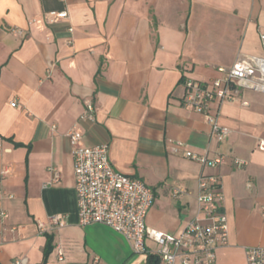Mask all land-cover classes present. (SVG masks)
<instances>
[{
	"label": "crops",
	"instance_id": "obj_1",
	"mask_svg": "<svg viewBox=\"0 0 264 264\" xmlns=\"http://www.w3.org/2000/svg\"><path fill=\"white\" fill-rule=\"evenodd\" d=\"M63 11L66 20L45 19ZM263 31L264 0H0V199L9 215L0 264H147L151 254L135 253L122 234L79 224L73 129L84 146L108 145L114 170L152 190L146 224L166 234L195 218L199 179L216 176L229 225L216 264H246V249L264 247V93L244 89L248 106H216L230 130L219 143L204 116L183 104V83L264 57ZM87 101L94 122L81 120ZM185 150L226 162L209 169ZM175 189L185 193L175 197ZM56 215L63 227L50 225ZM39 223L54 237L45 263Z\"/></svg>",
	"mask_w": 264,
	"mask_h": 264
},
{
	"label": "built area",
	"instance_id": "obj_2",
	"mask_svg": "<svg viewBox=\"0 0 264 264\" xmlns=\"http://www.w3.org/2000/svg\"><path fill=\"white\" fill-rule=\"evenodd\" d=\"M68 13L50 12L45 15L52 24L68 19ZM16 33L23 35L20 29ZM260 42L264 51V31L260 33ZM219 77L210 81L185 80L183 104L201 113L211 126L212 133L219 143L225 142L230 134L227 127L218 121L219 107L223 103H236L248 106L242 99V90L248 89L264 93V57L239 62L230 68H218ZM12 106H15L13 103ZM215 106V107H214ZM82 121L94 122L96 109L92 101H87ZM74 160L75 190L78 201L79 224H103L122 234L132 243L135 253L158 256L160 264H216L218 250L229 242V225L227 215L223 212L222 186L214 175L199 179V191L196 196L197 214L184 228L176 234H166L149 228L146 218L154 203L152 190L141 180L128 177L114 170L109 157L108 145L84 146L82 132L73 129L68 133ZM182 148L174 145V153ZM3 139L0 137V152ZM259 150L264 151V140L259 143ZM184 156L209 169L221 167L226 156L219 154L213 158L184 151ZM234 164L242 168L247 163L234 159ZM54 179L60 174L52 170ZM9 173L8 169L2 176ZM185 190L175 189L173 195L178 197ZM9 218L0 199V239L2 226ZM51 226L63 227L65 219L61 215L50 218ZM40 234L48 230L43 223L38 224ZM156 245L151 251L147 243ZM59 260L63 261V251L59 250ZM12 264H28L26 257L14 260ZM246 264H264V247L246 249Z\"/></svg>",
	"mask_w": 264,
	"mask_h": 264
},
{
	"label": "trees",
	"instance_id": "obj_3",
	"mask_svg": "<svg viewBox=\"0 0 264 264\" xmlns=\"http://www.w3.org/2000/svg\"><path fill=\"white\" fill-rule=\"evenodd\" d=\"M17 146H21V145H17ZM47 236V248L45 251V257H44V263L47 261L48 255L50 254V252L53 250L54 245V237L53 235H46ZM147 264H160V259L158 256H154V255H149L147 257Z\"/></svg>",
	"mask_w": 264,
	"mask_h": 264
}]
</instances>
